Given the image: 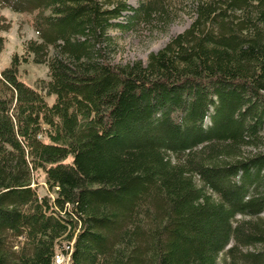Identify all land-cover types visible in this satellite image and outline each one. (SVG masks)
Here are the masks:
<instances>
[{"label":"trees","instance_id":"obj_1","mask_svg":"<svg viewBox=\"0 0 264 264\" xmlns=\"http://www.w3.org/2000/svg\"><path fill=\"white\" fill-rule=\"evenodd\" d=\"M169 4L0 0L37 37L0 73V264L72 241L68 264H264V0H197L145 64H112L110 33L165 29Z\"/></svg>","mask_w":264,"mask_h":264},{"label":"rangeland","instance_id":"obj_2","mask_svg":"<svg viewBox=\"0 0 264 264\" xmlns=\"http://www.w3.org/2000/svg\"><path fill=\"white\" fill-rule=\"evenodd\" d=\"M141 0H125L127 5L136 9ZM197 0H170V12L174 16L172 22L162 29L156 25H146L138 23L126 31L113 30L110 34L114 39V48L110 55L112 64L125 65L135 61L145 64L150 54H154L174 37L183 33L192 23L193 5ZM130 13L124 14V16ZM0 16L8 23V29L0 32L3 38V48L0 52V73L6 69L13 55L23 56V45L30 40H37L36 34L31 27V20L34 14L14 13L7 8L0 6ZM125 18H121L120 21ZM50 56L52 50H49ZM18 75L21 81L31 87H38L40 81L49 80V72L46 65L34 64L31 61L21 64L18 68ZM45 93L43 92V95ZM47 103H53V97H45ZM38 196L47 195L48 192L43 183V175L37 178ZM264 218V213L261 216ZM20 239L13 241L17 250L20 247ZM253 251V249H251ZM222 261V258H220ZM69 263V262H68Z\"/></svg>","mask_w":264,"mask_h":264},{"label":"built area","instance_id":"obj_3","mask_svg":"<svg viewBox=\"0 0 264 264\" xmlns=\"http://www.w3.org/2000/svg\"><path fill=\"white\" fill-rule=\"evenodd\" d=\"M72 242L68 243V245H64L63 251H59L55 254L53 264H68Z\"/></svg>","mask_w":264,"mask_h":264}]
</instances>
